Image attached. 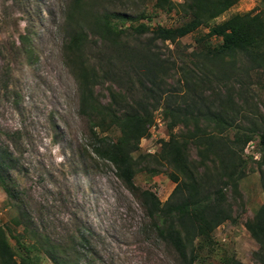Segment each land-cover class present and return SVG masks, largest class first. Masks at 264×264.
Wrapping results in <instances>:
<instances>
[{
    "label": "rangeland",
    "instance_id": "1",
    "mask_svg": "<svg viewBox=\"0 0 264 264\" xmlns=\"http://www.w3.org/2000/svg\"><path fill=\"white\" fill-rule=\"evenodd\" d=\"M72 1L0 0V154L7 156L10 165L0 173V227L6 230L18 259L36 255L40 264H182L174 247L158 235L138 194L118 177L115 165L94 150L96 140L80 112L76 74L64 52ZM192 4L193 0H105L104 6L111 13L132 17L123 23L115 15L120 26L147 23L152 31L157 25L188 23L193 17ZM143 13L150 18H138ZM237 13H264V0H235L224 13L177 43L157 41L162 57L175 63L168 76L171 91L179 102L196 97L194 111L219 105L213 90L198 84L207 71L192 56L196 38ZM151 36L152 32L140 35L134 29L125 35L136 45ZM220 40L213 37L215 44ZM88 51L100 57L98 48ZM228 87L234 101L228 108L230 115L257 130L254 147L246 146L243 152L250 171L238 191L229 189L226 194L233 220L215 229L213 242L198 249L194 264H223L227 253L246 264H260L259 244L250 236L248 224L264 204L263 175L257 162L261 158L259 135L264 131V67L250 70L240 80L227 81L221 89L216 85V93L226 96ZM117 89L105 81L95 92L108 103L112 90ZM163 108L162 103L155 109L150 135L140 141L134 166L136 185L151 189L165 202L176 185L171 179L176 168L161 152L163 141L170 136V120ZM200 126L216 132L209 120ZM193 129V124H179L174 131L184 137ZM104 136L117 139L119 131L100 134ZM187 148L199 174L216 178L211 163L200 166L198 147L192 140ZM17 221L20 225H15ZM193 248L189 244L188 251Z\"/></svg>",
    "mask_w": 264,
    "mask_h": 264
},
{
    "label": "trees",
    "instance_id": "2",
    "mask_svg": "<svg viewBox=\"0 0 264 264\" xmlns=\"http://www.w3.org/2000/svg\"><path fill=\"white\" fill-rule=\"evenodd\" d=\"M193 1L190 7L193 17L188 23L176 27L157 25L151 31L147 23L137 27L120 26L113 19L115 15L123 23L132 17L111 13L104 6L105 0H73L67 12L64 45L67 63L78 81L80 112L88 119L97 143L95 152L113 163L118 177L138 194L158 235L174 247L182 264H194L199 257L198 249L213 242L215 229L225 221L233 220L226 194L229 189L238 191L241 179L250 171L249 160L243 152L257 130L234 120L228 111L234 104L230 88L223 96L216 93L215 86L221 89L227 81L240 80V76L247 75L250 70L264 67V13H237L223 23L210 26L208 33L197 37L192 52L195 61L207 71L198 84L203 89H212L219 105L216 108L205 105L204 109H198L199 115L194 111L196 97L191 102L187 99L179 102L168 83L175 63L162 57L156 48L157 41L177 43L235 2ZM138 18L149 19L150 16L143 13ZM130 29L140 35L152 32V36L145 43L132 44L125 37ZM213 37L220 38V42L213 43ZM94 47L100 51L99 58L89 54L88 49ZM105 81L118 87L112 90L108 103L102 102L95 92L96 86ZM186 84L190 90V83ZM162 103L165 117L170 120V136L163 141L161 152L176 168V173L171 175L176 185L165 202L151 189L136 185L134 166V154L140 149V141L150 135L154 111ZM203 120L213 123L216 132L201 127ZM179 124H193L194 129L190 135L179 137L174 131ZM113 129L119 131L117 139L100 137L101 133ZM259 138L261 158L257 162L264 182V131ZM190 140L198 147L200 166L211 163L216 178L210 180L199 174L186 152ZM6 157L0 154V173L2 168L10 166ZM15 225H20V221ZM248 229L259 244L257 260L264 264V204L256 219L248 224ZM189 244L197 250L193 248L189 252ZM222 260L223 264H246L229 253L223 255ZM0 264H40V261L38 256L30 254L18 259L6 230L0 227Z\"/></svg>",
    "mask_w": 264,
    "mask_h": 264
},
{
    "label": "built area",
    "instance_id": "3",
    "mask_svg": "<svg viewBox=\"0 0 264 264\" xmlns=\"http://www.w3.org/2000/svg\"><path fill=\"white\" fill-rule=\"evenodd\" d=\"M156 123H157L158 125H161V124H162V120H161L160 118H157V119H156ZM249 147H254L252 141H250V142L247 144V148H249ZM258 157H259V156H258Z\"/></svg>",
    "mask_w": 264,
    "mask_h": 264
}]
</instances>
